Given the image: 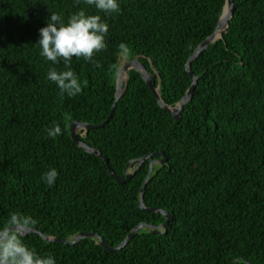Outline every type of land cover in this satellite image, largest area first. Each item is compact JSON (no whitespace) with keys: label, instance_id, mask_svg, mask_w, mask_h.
I'll use <instances>...</instances> for the list:
<instances>
[{"label":"trees","instance_id":"obj_1","mask_svg":"<svg viewBox=\"0 0 264 264\" xmlns=\"http://www.w3.org/2000/svg\"><path fill=\"white\" fill-rule=\"evenodd\" d=\"M224 1L118 0L120 13L109 17L82 2L74 7V0H0V225L18 212L45 236L95 232L114 247L139 223L165 220L138 207L149 163L158 158L137 161L161 152L167 162L152 167L143 202L171 215L165 231L141 229L118 251L92 238L65 244L26 234L24 243L56 264H264V0H233L223 37L190 64L197 84L178 119L128 71L108 122L82 139L119 177L134 161L126 183L115 182L68 131L73 121L107 117L122 42L127 60L136 58L174 106L191 84L185 64L215 30ZM80 8L109 24L107 47L93 62L73 57L83 90L61 97L46 75L65 66L46 61L36 44L51 11L66 21ZM54 122L62 134L52 138ZM51 168L58 176L49 187L41 177Z\"/></svg>","mask_w":264,"mask_h":264},{"label":"clouds","instance_id":"obj_2","mask_svg":"<svg viewBox=\"0 0 264 264\" xmlns=\"http://www.w3.org/2000/svg\"><path fill=\"white\" fill-rule=\"evenodd\" d=\"M81 2L85 6H94L109 17L121 11L118 0H74L73 6ZM108 31L109 24L100 15L87 14L83 8L71 13L66 21L61 14L51 11L47 26L39 30L40 39L36 45L40 48L39 55L46 61L53 65L62 61L65 66L64 71L51 67L46 75V79L58 88V95L71 98L82 93L84 85L71 69V61L75 57L93 62L94 55L107 47L105 36ZM118 49L122 56L130 55L125 43H120ZM47 133L55 138L62 134V130L54 122ZM57 176V170L51 168L42 175L41 180L51 187ZM33 223L32 217L14 212L0 225V264H56L51 255L42 256L24 243L23 237Z\"/></svg>","mask_w":264,"mask_h":264},{"label":"water","instance_id":"obj_3","mask_svg":"<svg viewBox=\"0 0 264 264\" xmlns=\"http://www.w3.org/2000/svg\"><path fill=\"white\" fill-rule=\"evenodd\" d=\"M233 11H234L233 0H225L223 9H222V12H221L219 19L217 21L215 30L213 31V33L210 36H208L204 41H202L197 46V48L194 50V52L188 58V60L185 64V71L187 72V74L189 75V77L191 79V84H190L189 88L187 89L186 93L184 94V96L174 106H170V105L165 104V102L162 100V98L160 96L159 88L154 87V85L151 81V75L149 74V72L145 69V67L136 58H134L132 60H127L126 62H124L120 66H118V68H117V71L115 74L114 103L111 106V109H110L107 117L105 118V120L99 124H85V123L73 121L68 125V131H69V136H70L71 140L80 149H82L84 152L93 154V155L101 158L104 161L105 165L107 166V171H108L109 175L115 180V182H117L118 184H124L128 181V179L132 175V172H130L129 170L131 169V166H132L134 161H130L127 164L125 169L128 170V168H129V170L127 171V173H125V176L119 177L108 166V160L106 159V157L104 155H102L100 151L88 146L85 142H83L82 139L88 131L103 127L108 122V120L110 119V117L112 116V114L114 112V108H115L117 101L122 96V94L125 90V87L127 86L128 71L129 70H135L136 72H138L141 75V78L143 79L144 83L150 89V91L153 94L158 105L164 111L170 113L174 119H178L180 117V114H181V111H182L184 105L187 104L192 99L194 89H195V86L197 84V77L190 70L191 62L194 61L199 56V54L208 47L209 44L214 42L216 39H221L223 37V34L227 30V28L229 26V22L233 16ZM123 74H125V79L122 81L121 77L123 76ZM154 156L157 157L158 160L152 159V157H154ZM150 158L152 160L149 163V172H148V174H147V176H146V178H145V180H144V182L140 188V192H139L138 207L144 211L162 214L165 218V220L162 224H160L158 226H153V225H150L146 222L139 223L125 236V238L123 239V241L120 244H118L114 247L107 246V244L103 241V239L95 232L78 233V234L74 235L73 237H71L70 239H59V238H56L53 236H45L44 234H42L41 232H39L33 228H30L26 234H37L38 236H40L45 241L61 242V243H65V244H74V243L79 242L81 239L92 238V239H96L97 243L103 249H105L107 251H118L121 248H123L131 240V238H133L141 229L147 228L153 234H160L162 231H165L168 227L170 220H171V215L162 209L147 208L143 202V194H144L145 186L149 180V175L152 171V167L156 163L160 164L161 166L164 165L167 162V158L161 152L153 153V154H149V155L139 159L137 161L138 165L139 166L142 165L145 160L150 159Z\"/></svg>","mask_w":264,"mask_h":264},{"label":"rangeland","instance_id":"obj_4","mask_svg":"<svg viewBox=\"0 0 264 264\" xmlns=\"http://www.w3.org/2000/svg\"><path fill=\"white\" fill-rule=\"evenodd\" d=\"M127 61V58L125 57V56H120V60H119V66L122 64V63H124V62H126ZM130 172H132V169H130L129 170Z\"/></svg>","mask_w":264,"mask_h":264},{"label":"bare ground","instance_id":"obj_5","mask_svg":"<svg viewBox=\"0 0 264 264\" xmlns=\"http://www.w3.org/2000/svg\"><path fill=\"white\" fill-rule=\"evenodd\" d=\"M125 79V74H123V76L121 77V80L123 81ZM124 173H127V170H126V172H124Z\"/></svg>","mask_w":264,"mask_h":264}]
</instances>
